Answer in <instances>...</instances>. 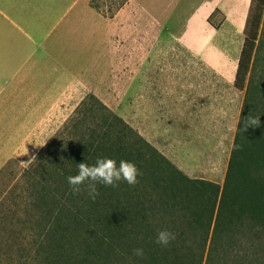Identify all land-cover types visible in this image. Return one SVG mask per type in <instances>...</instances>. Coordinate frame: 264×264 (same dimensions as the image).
Returning <instances> with one entry per match:
<instances>
[{
  "label": "trees",
  "instance_id": "obj_1",
  "mask_svg": "<svg viewBox=\"0 0 264 264\" xmlns=\"http://www.w3.org/2000/svg\"><path fill=\"white\" fill-rule=\"evenodd\" d=\"M264 0H251L234 79L244 92L223 184L190 178L95 96L85 98L26 171L23 203L41 264H264ZM252 111L260 126L242 131ZM133 161L134 186L98 184L95 201L66 177L84 158ZM63 157V160L61 159ZM25 198V199H24ZM16 202V204H17ZM167 228L176 239L155 243ZM142 247L144 256L133 249Z\"/></svg>",
  "mask_w": 264,
  "mask_h": 264
},
{
  "label": "crops",
  "instance_id": "obj_2",
  "mask_svg": "<svg viewBox=\"0 0 264 264\" xmlns=\"http://www.w3.org/2000/svg\"><path fill=\"white\" fill-rule=\"evenodd\" d=\"M161 1L187 0H0V174L9 162L37 157L89 96L119 113L156 115L171 107L174 80L162 75L160 43L151 52L144 28L127 20L160 17L151 6ZM187 48L192 53L193 44ZM209 61L188 59L200 76L177 101L191 113L200 147L180 143L170 160L190 178L216 182L225 177L234 141L231 126L232 145L225 146V108L233 105L218 91L222 76L209 72Z\"/></svg>",
  "mask_w": 264,
  "mask_h": 264
},
{
  "label": "rangeland",
  "instance_id": "obj_3",
  "mask_svg": "<svg viewBox=\"0 0 264 264\" xmlns=\"http://www.w3.org/2000/svg\"><path fill=\"white\" fill-rule=\"evenodd\" d=\"M98 4L105 10L104 2L99 1ZM250 7L251 0L161 1L151 6V9L161 15L160 17L127 19L130 27L144 28L145 44L151 47V52L154 44L160 43L162 75L172 76L174 80L173 83H168L174 90L171 98L173 104L166 111L156 115L129 114L127 111L119 113L107 107L123 118L146 140L149 138L154 140L158 147L154 146L169 159L171 154L179 156L176 153V146L180 143L189 142L190 145H185L187 150L199 149L200 144L196 141L199 137L194 135L195 132L191 128L192 115L186 112L182 103L177 104V101H180L181 95L186 94L188 87L192 85V80L196 79L194 77L200 76V73L196 74L197 66L195 64L190 66L188 59L192 58L195 61L203 57L204 61L210 60L209 72L222 76L215 84L218 85V91L223 93L225 100L233 105L225 108L229 130L226 131L224 143L231 148L230 128L234 126L232 136H235L244 100V92L235 88L234 79ZM204 13L209 14L198 16ZM188 44H193L192 53L187 48ZM261 67L264 70V58ZM217 68L222 71L214 70ZM165 85L163 81V88ZM239 102H241L240 112ZM123 109L120 107L121 112ZM209 143L210 140L208 148H210ZM211 143L214 144V140ZM226 155L227 150H223L221 157L225 159ZM32 164L24 168L12 161L0 174V264H41L32 260L28 251L29 243L34 236L28 220L27 210L30 207L26 206L25 198L21 203L12 197V192L26 193L30 189L26 171L31 169ZM215 180L222 185L224 178Z\"/></svg>",
  "mask_w": 264,
  "mask_h": 264
},
{
  "label": "clouds",
  "instance_id": "obj_4",
  "mask_svg": "<svg viewBox=\"0 0 264 264\" xmlns=\"http://www.w3.org/2000/svg\"><path fill=\"white\" fill-rule=\"evenodd\" d=\"M259 115L249 114L243 118L242 131H247L249 128H257L260 126ZM63 160V157L61 158ZM36 156H32L27 161H20L19 165L28 168L34 161ZM78 169L75 175L66 177L67 183L73 194L86 193L87 196L95 201L99 196L97 185L102 184L106 187H117L118 182L124 181L130 186L138 183V177L142 174L133 161L121 159L119 162L107 156L97 157L94 163H90L84 158L81 162L76 163ZM176 239V234L167 228L160 229L157 232L155 243L167 247ZM133 254L137 257L144 256V249L138 247L133 249Z\"/></svg>",
  "mask_w": 264,
  "mask_h": 264
}]
</instances>
